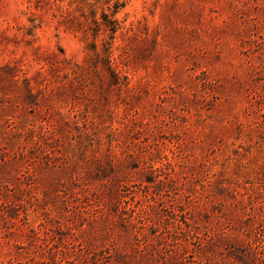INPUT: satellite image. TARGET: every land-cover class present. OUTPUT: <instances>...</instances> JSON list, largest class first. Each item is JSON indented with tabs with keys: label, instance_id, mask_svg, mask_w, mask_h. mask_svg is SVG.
Returning a JSON list of instances; mask_svg holds the SVG:
<instances>
[{
	"label": "rangeland",
	"instance_id": "obj_1",
	"mask_svg": "<svg viewBox=\"0 0 264 264\" xmlns=\"http://www.w3.org/2000/svg\"><path fill=\"white\" fill-rule=\"evenodd\" d=\"M0 264H264V0H0Z\"/></svg>",
	"mask_w": 264,
	"mask_h": 264
}]
</instances>
